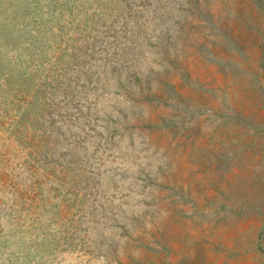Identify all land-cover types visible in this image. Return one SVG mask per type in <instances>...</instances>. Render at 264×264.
<instances>
[{
	"label": "rangeland",
	"instance_id": "1",
	"mask_svg": "<svg viewBox=\"0 0 264 264\" xmlns=\"http://www.w3.org/2000/svg\"><path fill=\"white\" fill-rule=\"evenodd\" d=\"M0 264H264V0H0Z\"/></svg>",
	"mask_w": 264,
	"mask_h": 264
}]
</instances>
